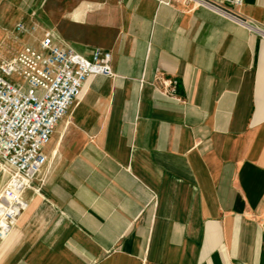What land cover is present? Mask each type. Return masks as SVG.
I'll return each instance as SVG.
<instances>
[{
  "label": "crops",
  "instance_id": "obj_1",
  "mask_svg": "<svg viewBox=\"0 0 264 264\" xmlns=\"http://www.w3.org/2000/svg\"><path fill=\"white\" fill-rule=\"evenodd\" d=\"M230 8L264 30V0ZM18 23L114 75L58 123L0 264H264L262 35L193 1L0 0L5 57Z\"/></svg>",
  "mask_w": 264,
  "mask_h": 264
},
{
  "label": "built area",
  "instance_id": "obj_2",
  "mask_svg": "<svg viewBox=\"0 0 264 264\" xmlns=\"http://www.w3.org/2000/svg\"><path fill=\"white\" fill-rule=\"evenodd\" d=\"M184 1L230 16L264 37L262 28L230 8H239L243 0ZM16 30L32 40L9 57L0 53V158L13 173L0 191V242L29 207L25 194L47 162L45 147L60 120L81 98L92 76L114 75L110 51L94 47L85 56L57 43L49 30L40 37L35 25L18 23ZM163 84L167 96L180 99L177 79H165Z\"/></svg>",
  "mask_w": 264,
  "mask_h": 264
},
{
  "label": "rangeland",
  "instance_id": "obj_3",
  "mask_svg": "<svg viewBox=\"0 0 264 264\" xmlns=\"http://www.w3.org/2000/svg\"><path fill=\"white\" fill-rule=\"evenodd\" d=\"M18 37H22V35H18ZM11 175H13L12 171L6 164H4V162L0 158V191L7 182V180L11 177ZM12 236H13V232L5 240L0 242V255L3 252V250L8 246V244L12 242ZM5 259L1 262V264H3Z\"/></svg>",
  "mask_w": 264,
  "mask_h": 264
}]
</instances>
